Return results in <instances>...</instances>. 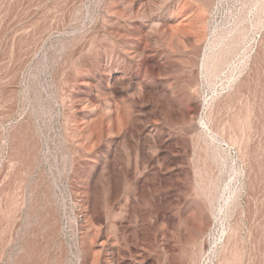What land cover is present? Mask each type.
Listing matches in <instances>:
<instances>
[{
  "label": "rangeland",
  "instance_id": "rangeland-1",
  "mask_svg": "<svg viewBox=\"0 0 264 264\" xmlns=\"http://www.w3.org/2000/svg\"><path fill=\"white\" fill-rule=\"evenodd\" d=\"M220 1L0 0V264H79L77 202L94 200L107 224V158L151 167L115 186L114 214L131 197L121 264H165L161 241L179 264H264V19L209 81L199 64L212 24L229 19ZM111 63L134 84L109 86ZM107 99L118 124L98 137L90 104Z\"/></svg>",
  "mask_w": 264,
  "mask_h": 264
},
{
  "label": "bare ground",
  "instance_id": "bare-ground-1",
  "mask_svg": "<svg viewBox=\"0 0 264 264\" xmlns=\"http://www.w3.org/2000/svg\"><path fill=\"white\" fill-rule=\"evenodd\" d=\"M229 1L231 2L229 9V19L221 24H212L211 30L208 34V43L205 45L203 52L201 53L199 68L202 71H206L209 81L214 80L224 71L233 68L232 62L234 58L236 56H240L247 49V43L249 40L248 33H250L253 28H259L264 19V0H221L220 2L223 3ZM189 8L191 9L193 7L190 6ZM188 13L190 12H187V14ZM177 37V33L171 34V40L174 44L177 43ZM174 46L178 48L177 44ZM115 58L118 57L116 56ZM126 58L124 57L125 63L127 62ZM102 72L108 73V79L106 82H108L109 86L112 83H119L123 80H127L130 84H134L133 79L129 75V68L125 67V65L116 66L115 64L111 63L108 68H102ZM85 81L89 89L92 88V81ZM135 84L138 86L139 90H142L143 87L140 86L143 84L141 85V82L137 80ZM111 91H108V96H113ZM141 92L144 93V96H147L150 91H148V93L144 91ZM147 100L149 99L147 98ZM112 102L109 100L106 106H103L101 103L96 104V102L95 104H90L92 107L91 110H93V118H91L89 126L91 129H96L98 137L102 135L104 128L107 126L113 127L114 125L118 124L117 116L112 115L113 111L115 110V108L114 110L112 109V105L114 106ZM107 108L109 110V115L105 116L104 111ZM197 113L196 105H193L191 111L188 114L189 120H195L198 116ZM199 122L203 126H206L203 116H201ZM77 147L79 148V146ZM150 171L151 167L146 165L143 158H137L134 160L127 159L122 163H118L116 160L114 162L108 158L105 160L103 159V165L100 167L99 178H101L103 182L105 193L102 213L108 222L105 224V222L103 223L100 220L99 213L101 212V208H99L100 206L94 200L90 199L87 200V202H77L78 211H76V221L78 224L80 238L79 240L77 239L78 244L76 246V254L79 264H121L123 250L128 246V227L130 226L131 222V197L129 194L124 195L123 203L120 205L118 213L114 214V205L116 204L114 202L115 186L119 178H121L122 181L130 187V189L135 188L141 182L146 180L147 174ZM92 183V177L89 176L87 191L86 193L84 192L85 190L83 191L85 194L88 195L91 193L92 187L94 186ZM172 224L173 229L171 231V235L175 236L177 235V229L175 227L176 224H174V221ZM186 225L188 224L186 223ZM158 226L160 233L163 234L164 229L167 226L166 223L161 220V222L158 223ZM193 240L194 239H191V241ZM157 246L159 249V255L165 264H179V262H177L176 255L169 250L166 243L161 241ZM206 246L207 241L204 239L201 241V248L203 249ZM187 264L192 263L190 262Z\"/></svg>",
  "mask_w": 264,
  "mask_h": 264
}]
</instances>
